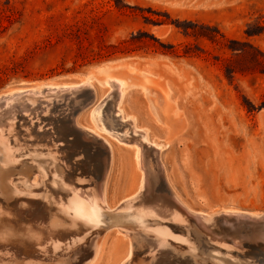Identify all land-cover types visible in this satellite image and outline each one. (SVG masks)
<instances>
[{
	"label": "rangeland",
	"instance_id": "obj_1",
	"mask_svg": "<svg viewBox=\"0 0 264 264\" xmlns=\"http://www.w3.org/2000/svg\"><path fill=\"white\" fill-rule=\"evenodd\" d=\"M118 63H131L133 77L123 69L91 77L90 89L13 102L31 139L8 164L0 152V210L22 211L0 214V264H264L247 238L264 228L252 218L264 215V0H0V95L77 84ZM135 149L146 150L150 185H140ZM53 174L95 187L98 231L79 233L57 218L48 225ZM32 201H47V211L30 214ZM145 202L184 205L213 230L183 209L208 237L193 227L190 254L155 247L139 227L116 221H131V207ZM221 236L229 245L239 237L244 249L218 244Z\"/></svg>",
	"mask_w": 264,
	"mask_h": 264
},
{
	"label": "bare ground",
	"instance_id": "obj_2",
	"mask_svg": "<svg viewBox=\"0 0 264 264\" xmlns=\"http://www.w3.org/2000/svg\"><path fill=\"white\" fill-rule=\"evenodd\" d=\"M121 67H125V68H121ZM132 67L134 68V66L131 63H128V64L118 63V64H111V65L104 64V65H101L99 67H96V69L94 71L88 73L89 78L86 79V81H81V82H79L77 84H74V83H69V84L68 83H58V82L45 83V84H42V85H34L32 87L29 86L30 88L29 87L28 88H24V87L21 88L20 87L21 89L18 88L16 90H9L8 92L6 91V93H4V94L1 93V95H0V108H2V109H0V152L3 154V162H5V164H8L10 159L14 160L16 158V153H18L19 151L23 150V144L29 143L28 141L31 139V137H29L30 135L29 136L27 135V132H28L27 130L29 128L27 127L28 129L25 128L26 130L23 131L22 127L19 126V128H18V126L16 125V123L14 121L15 119H18L17 118V113L18 112L14 110V106H13V104H14L13 102L14 101H16L17 99L21 98L25 94H30V95H34V96L41 95V94H43L44 90L46 92H48V93H53L54 94V93H57V92H59V93L60 92H76V91H80V90H83V89H88V88L90 89V88H92L91 84H90V80H89L91 77H93V76L94 77H97V76L100 77L101 75H105L104 77H108L109 73L110 74H114L113 73L114 71L118 72L119 70H123V69L127 70L126 72L129 71L128 73H130L132 75V77H133V71H131V70H133ZM117 68H119V69H117ZM125 70H123V72H125ZM120 72H122V71H120ZM120 72H118V73H120ZM108 84L111 85V89L112 90L110 92L112 93L114 90H117L118 96L120 98L119 91H120V89L122 87V84L118 80L108 81ZM110 92H109V94H110ZM39 98H42V97L40 96ZM17 103H19V102H17ZM103 106H105V105H99L96 108V110L94 111V113H93L94 114V116H93L94 122H97V123L101 122ZM117 112H118V110H117ZM117 119L121 120L120 116H117L116 120ZM98 127H100V125ZM101 129L103 130L104 127L102 126ZM129 129L127 128V130H129ZM90 131H92V130H90ZM92 132H94V131H92ZM95 134H98V133H95ZM55 140H57V139H55ZM73 142L76 145V141L74 140ZM135 148H136V146H135ZM145 151L146 150L142 151L140 149H135V154H136L135 156H136V159H137V164L140 165V163H141L142 165H140V166L143 167V170L148 175V177H146L145 174H144L145 172L143 174H141L140 185H141V183H143V185H144V183H146L145 181H147V183L150 185L151 183H149V182L154 177V176L152 177L153 173H150L151 170L148 168L150 166H148V164H147V159H146V154L147 153H145ZM62 152H63V150H62ZM63 155H65V154H63ZM55 174H53L51 176V180L49 182L50 192L52 193V195H51L52 196V198H51L52 199V202H51V206L52 207H51V211L49 212V216L51 217V222L48 225H51L53 220H57L58 219V220H61V222L58 221L60 223V226L66 225V227H68L69 229H73V228L75 230L77 229L76 231H78L79 233H94V232L98 231L100 228H97V227L99 226V224L102 223L104 214H103V211H102V206L99 203V198H98L99 195L97 196V194H96V192L94 190L95 187L94 188H86L84 186H80L79 182L76 181L77 178L75 179L74 177H67V175L65 176V175H55ZM151 187H152V185H151ZM99 191H101V190H99ZM160 193H162V192H160ZM154 197H155V195H154ZM158 197H159V195H158ZM30 198H29V201H31ZM101 198H102V194H101ZM169 200H172V199H169ZM17 201H19V200H17ZM33 201H34V199H33ZM33 201H32V205L31 204L28 205V208H29L28 212H30V214L34 213L36 215H39V212L37 210H40V213H41V216H42V213L47 211L46 210L47 206H49L48 202L45 201L44 203H42V205H40L39 201H38V203L37 202H33ZM151 202H153V201H151ZM147 203H149V201ZM147 203L146 202L145 203H140L138 205H133L131 207L135 211L134 214L130 213L131 221L125 222V221H122V220H119V219L116 220V221L117 222H121V224L123 223V224H126V225L139 227V230H137V231H139V233H141L147 240H151V241L153 240L152 245L155 246V247L166 248L167 250L172 249L174 251L178 250V248L179 249H184V251L188 252L189 254H190V252L188 251V249H192V250L196 249L197 242L193 238L194 237V233H193L194 230H192V228L194 226L192 228H190L192 226L193 222L187 216V214L193 216L195 218L194 220H196V222L201 226V228L204 227L203 229H206L207 231L208 230L211 231V229L213 230V228L211 227L212 221L210 219L205 220V218H203L200 214L193 213V211L191 212L184 205H182L183 208L180 207L182 209V210H180V208H178L179 206H177V207L174 206V204H173L174 202L168 203V204L167 203L163 204V203L160 202L161 204H159V205L156 204L157 206L149 205ZM153 203H155V202H153ZM157 203H159V202H157ZM170 204H173V205H170ZM1 206H3V205L1 204ZM5 206H8V205L5 204ZM36 206H38V207H36ZM129 207H130V205H129ZM5 208L0 210V214L3 215L4 217H8L7 216L8 212H10L9 210H11V209H12L11 212L12 211H14V212L18 211L19 212V209L17 210V208H15V209L14 208H11V209L8 208L9 210H6ZM183 209L187 212V214L184 213ZM11 212H10V214H11ZM21 212H19V215L22 214ZM223 214L227 215V216H231V217H237V218H240V219H241V217H245V216L251 217V215H248V213L247 214H243V213L235 212V211H225V212H223ZM132 215L134 216L135 222L132 221L133 220L132 219V217H133ZM252 218L259 219V220H264V215L253 214ZM18 221L19 220H17V222ZM43 226H45V225H43ZM146 226L147 227L153 226V227L152 228L149 227V229L146 230ZM201 228H195L194 227V229H196L195 231H196L197 234L203 235V236L205 235L204 237H208L202 231ZM255 229L256 228H254V231H255ZM238 230H239V228H238ZM239 231H238V233H239ZM38 232H40V231H38ZM44 233H46V232H44ZM2 236H3V234H2ZM250 236H251V241H250L251 242V244H250L251 246H250V248L251 249H255V248L260 249V252L264 251V228H261L259 230H256L255 232H252V234H249L247 236V238L250 239L249 238ZM216 237H217V235H216ZM216 237H213V238L215 239ZM222 238L223 239H221V240L217 239L216 240L217 243L226 246L227 249L228 248H232V249H234V251L236 250L235 247L238 248V246H239V249H240L241 248L240 247L241 244H244L242 239L239 240V237H237V236L232 237V241H231L232 245H229L228 241H224V239H225L224 237H222ZM67 240H69V239H67ZM64 244H66V243H64ZM228 245L231 246V247H229ZM242 248L244 249V247H242ZM181 253H183V252H181ZM247 253H248V251H247ZM131 254H132V252H131ZM249 254L252 255L253 253H249ZM216 264H217V262H216Z\"/></svg>",
	"mask_w": 264,
	"mask_h": 264
}]
</instances>
